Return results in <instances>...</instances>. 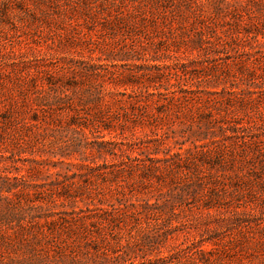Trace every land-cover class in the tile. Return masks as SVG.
I'll list each match as a JSON object with an SVG mask.
<instances>
[{"label": "rangeland", "instance_id": "obj_1", "mask_svg": "<svg viewBox=\"0 0 264 264\" xmlns=\"http://www.w3.org/2000/svg\"><path fill=\"white\" fill-rule=\"evenodd\" d=\"M0 264H264V0H0Z\"/></svg>", "mask_w": 264, "mask_h": 264}]
</instances>
